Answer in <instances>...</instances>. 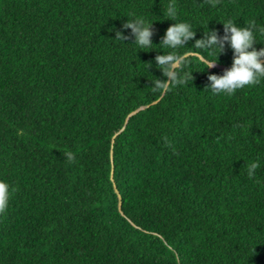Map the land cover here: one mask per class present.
Instances as JSON below:
<instances>
[{"label":"trees","instance_id":"obj_1","mask_svg":"<svg viewBox=\"0 0 264 264\" xmlns=\"http://www.w3.org/2000/svg\"><path fill=\"white\" fill-rule=\"evenodd\" d=\"M228 21L264 48V0H0V264H264V80L212 94L232 51L192 47ZM175 22L193 79L153 89Z\"/></svg>","mask_w":264,"mask_h":264},{"label":"clouds","instance_id":"obj_2","mask_svg":"<svg viewBox=\"0 0 264 264\" xmlns=\"http://www.w3.org/2000/svg\"><path fill=\"white\" fill-rule=\"evenodd\" d=\"M172 13H170L171 15ZM152 23L143 18L133 17L124 23V29L131 30L132 43L137 49H150L152 47ZM224 32L220 35L215 29L204 31L200 39H195L192 47L199 48L208 53H216L217 59L210 60L207 57H200L205 68H212L218 61L219 55L227 46L232 51L231 66L223 71L222 75L209 74V85L205 88L212 94H234L237 90L261 83L264 80V48L257 50L254 44L257 42L254 34V26H238L232 21L223 23ZM261 36H264V28L259 29ZM196 32L187 22H175L164 32L159 45L167 48V53L162 52L155 57V66L160 69L163 76L168 78L164 81L156 79L153 82V89L166 87L169 84H186L192 80L191 73L186 70L188 61L185 57L176 53L182 47L195 38ZM129 39L122 32H116L114 40L124 41ZM125 44V43H124ZM150 67V65H149ZM148 67V68H149ZM71 162L74 157L67 154ZM261 166L260 161H253L246 164V173L249 179H253L256 170ZM12 191L9 184L0 181V214L4 213L9 205Z\"/></svg>","mask_w":264,"mask_h":264}]
</instances>
